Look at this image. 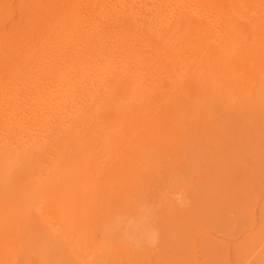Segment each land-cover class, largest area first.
<instances>
[{"label":"bare ground","instance_id":"1","mask_svg":"<svg viewBox=\"0 0 264 264\" xmlns=\"http://www.w3.org/2000/svg\"><path fill=\"white\" fill-rule=\"evenodd\" d=\"M113 103L180 107L195 200L236 173L249 199L233 212L264 230V0H0V264H157L155 218L118 209ZM178 198V232L196 221L202 241L210 215ZM98 211L103 244L83 234Z\"/></svg>","mask_w":264,"mask_h":264},{"label":"rangeland","instance_id":"2","mask_svg":"<svg viewBox=\"0 0 264 264\" xmlns=\"http://www.w3.org/2000/svg\"><path fill=\"white\" fill-rule=\"evenodd\" d=\"M119 105L113 103L104 106V110L115 109V113L122 117V121L116 126V137L126 146L125 156L128 157L125 158L128 174L122 179L121 188L115 189L114 193L121 197L118 204L121 216L149 215L155 218L161 228V239L152 247L155 252H161L157 264H264V230L253 235L250 221L243 216L245 213H240L239 210L237 214L233 212L234 204H246L245 199L249 197L239 194V190L242 192L244 189V184L238 174H232L228 183L218 185L214 191L207 189L203 196H198L202 202L193 197L194 188L202 195L203 185L193 178L195 169L188 160L190 152L183 148V122L180 115L175 113L183 110L180 107H175L174 110L170 107L163 108L162 103L154 107L148 105L145 111L136 110L132 104ZM104 139L109 146L112 145L111 131L106 129ZM262 139L257 156L258 168L255 171L263 185V195L260 198H264V138ZM178 197L186 199L187 208H194L193 204L197 201L195 209L202 205L206 210L203 213L210 215L211 223L206 229L208 234L202 241L198 240L205 231L196 221H193L194 224L187 232H178L186 225V221L177 214ZM240 214H243L242 217ZM109 217L98 211L82 219L83 234L89 243L103 244L108 231L106 229L113 222ZM237 217H241V220L238 218V224L234 222ZM218 223H222V226H218ZM236 225L238 227L234 228ZM243 229L250 232H243ZM201 250L205 252L203 256L200 254Z\"/></svg>","mask_w":264,"mask_h":264}]
</instances>
